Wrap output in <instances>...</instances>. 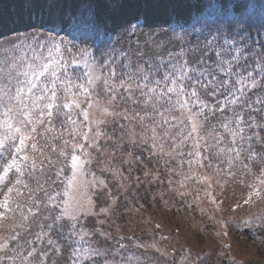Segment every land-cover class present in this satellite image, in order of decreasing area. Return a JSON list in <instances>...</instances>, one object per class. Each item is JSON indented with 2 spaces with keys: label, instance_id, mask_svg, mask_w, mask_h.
<instances>
[{
  "label": "snow or ice",
  "instance_id": "6c2138e0",
  "mask_svg": "<svg viewBox=\"0 0 264 264\" xmlns=\"http://www.w3.org/2000/svg\"><path fill=\"white\" fill-rule=\"evenodd\" d=\"M40 9L23 32H0L15 53L0 62V220L11 222L10 234L0 239V264H143L133 251L146 247L139 242L120 237L111 248L100 245L112 237L98 217L110 216L116 199L100 191L97 209L91 196L84 197L89 183L94 191L107 188L89 171V149H98L105 135L99 125L106 123L90 120V110L101 97L109 105H129L121 118L139 119L151 149L163 150L159 128L174 149L190 143L187 163L201 167L208 159L200 151L203 123L219 113V123L211 125L215 144L205 147H215L229 168L242 153L264 161V151H255L257 144L264 148L258 131L264 128V0H50ZM158 16L163 19L156 22ZM160 32L181 44L195 32L203 43L133 67V52L145 55L140 41L156 43ZM101 111L113 115L107 107ZM260 170L255 179L264 185ZM252 187L260 197V188ZM107 200L111 205L104 206ZM89 216L97 218L91 228ZM256 219L245 223L258 226ZM258 219L264 227V217Z\"/></svg>",
  "mask_w": 264,
  "mask_h": 264
},
{
  "label": "rangeland",
  "instance_id": "374dc122",
  "mask_svg": "<svg viewBox=\"0 0 264 264\" xmlns=\"http://www.w3.org/2000/svg\"><path fill=\"white\" fill-rule=\"evenodd\" d=\"M48 2L50 0H30L29 3L27 0L0 1V32L7 36L15 35L13 29L23 32L30 20L33 23L37 21L40 5ZM53 2L66 3L68 0ZM128 19L131 16L122 17V20ZM154 19L159 22L163 17ZM169 33L174 35L170 30ZM169 38L160 32L154 36L156 43L144 44L141 40L145 55L141 57L133 52V67L136 61L149 56H164L169 50L175 52L179 47L203 43V35L198 36L195 32L187 35L183 44L175 40L169 43ZM135 39L132 37V40ZM159 44L163 47H158ZM0 45V62L15 55L6 39L0 41ZM124 47L127 49L128 45ZM131 47L136 49V44L131 43ZM192 59L194 57L189 55V60ZM208 99L212 100L211 97ZM105 107L113 115L103 114L101 109ZM127 107L129 105L125 103L109 105L101 97L99 105L90 110V120L99 119L106 123L99 125L105 135L99 138L98 149H89V171L104 179L107 188L94 191L89 183L84 197L86 200L91 196L97 209L101 205L100 191L107 193L110 190L111 196L116 199L115 205L111 206L112 214L98 217L105 220L101 227L112 237L109 241L100 240V245L111 248L120 237H124V243L129 245L133 241L139 242L146 247L133 248V251L140 256L143 264H264V227L259 226L258 219L264 217V185H259L255 179L262 175L260 169L264 167V161L257 163L256 160L245 159L242 153L229 168L223 154H217L215 147H205L215 144V132L211 125L219 123L220 114L217 113L203 123L201 130L205 140L200 151L202 158L207 156L208 159L203 160V167L195 162L189 166L187 161L192 159L187 156L192 151L190 143L174 149L171 140L165 139L158 128L157 143L163 141V150L151 149L150 133L139 119L121 118ZM126 114L133 116L131 111ZM174 115L177 120L184 119L180 112ZM248 115L245 112V118ZM256 119L260 121L259 113ZM95 130L93 125V132ZM217 130L224 135L222 129ZM258 131L264 143V128ZM170 135H176V130L173 129ZM179 139L177 136V142ZM181 151L185 155H180ZM255 151L260 153L264 148L257 144ZM243 164H247L248 169ZM252 185L260 188V197L254 195ZM250 195L252 200L245 203ZM109 205L111 200H107L104 206ZM254 218H257L255 222L258 226L245 223ZM96 219L89 216L86 226L94 227ZM10 223L7 217L0 220V239L10 234ZM56 239L58 243H63L58 237ZM152 244L160 251L147 247Z\"/></svg>",
  "mask_w": 264,
  "mask_h": 264
},
{
  "label": "bare ground",
  "instance_id": "6f19581e",
  "mask_svg": "<svg viewBox=\"0 0 264 264\" xmlns=\"http://www.w3.org/2000/svg\"><path fill=\"white\" fill-rule=\"evenodd\" d=\"M0 1H2V0H0ZM13 1H16V0H13ZM29 1H30V0H27V3H29Z\"/></svg>",
  "mask_w": 264,
  "mask_h": 264
}]
</instances>
